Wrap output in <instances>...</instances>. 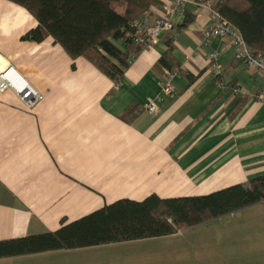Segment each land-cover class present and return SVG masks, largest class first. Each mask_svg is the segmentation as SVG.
I'll return each instance as SVG.
<instances>
[{
  "label": "crops",
  "instance_id": "0c3cea01",
  "mask_svg": "<svg viewBox=\"0 0 264 264\" xmlns=\"http://www.w3.org/2000/svg\"><path fill=\"white\" fill-rule=\"evenodd\" d=\"M174 1L156 0L151 17L175 10ZM169 19L177 33H161L150 51L140 50L116 84L87 60L72 61L51 38L22 41L37 22L0 0L9 78L44 96L27 112L15 94L0 93V241L56 232L120 200L206 196L264 175V105L255 100L263 75L237 59L241 48L231 39L206 38L211 15L190 0ZM211 54L221 65L218 80ZM172 69L179 70L174 96L161 98ZM150 102L155 115L146 112ZM98 247L0 264L39 256L61 262Z\"/></svg>",
  "mask_w": 264,
  "mask_h": 264
},
{
  "label": "trees",
  "instance_id": "16d2710c",
  "mask_svg": "<svg viewBox=\"0 0 264 264\" xmlns=\"http://www.w3.org/2000/svg\"><path fill=\"white\" fill-rule=\"evenodd\" d=\"M7 1L25 9L37 22L22 41L40 44L51 38L72 61L87 60L116 84L140 52L134 42L133 23L151 15L150 8L156 3ZM213 9L238 33L254 57L264 56V0H216ZM186 23L188 20L184 26ZM169 59L167 54L159 64L165 66ZM131 111L125 112L123 120ZM259 204L264 206V175L206 196L161 199L151 195L142 202L120 200L56 232L0 241V259L166 237Z\"/></svg>",
  "mask_w": 264,
  "mask_h": 264
},
{
  "label": "rangeland",
  "instance_id": "374dc122",
  "mask_svg": "<svg viewBox=\"0 0 264 264\" xmlns=\"http://www.w3.org/2000/svg\"><path fill=\"white\" fill-rule=\"evenodd\" d=\"M6 66L7 63L0 56V71ZM34 90L41 100L33 105L12 90L5 91L15 94L25 110L31 112L44 100V96ZM29 263L264 264V207L255 205L166 237L99 246L67 255L61 262L39 256L26 261V264Z\"/></svg>",
  "mask_w": 264,
  "mask_h": 264
},
{
  "label": "built area",
  "instance_id": "2783aa9c",
  "mask_svg": "<svg viewBox=\"0 0 264 264\" xmlns=\"http://www.w3.org/2000/svg\"><path fill=\"white\" fill-rule=\"evenodd\" d=\"M187 0H175V10L172 7H165L164 10L156 17L152 18L151 15L146 14L133 23L135 30L134 42L140 46L141 51H150L157 43L158 36L164 32H171L176 34V29L172 26L169 16L177 9L183 7ZM196 7L208 11L211 15V25L206 32V38H229L233 43L241 48L238 55V60L245 62L249 67L261 73L264 77V56L254 57L246 48L241 37L236 31H234L229 24L221 18L220 14L213 9V4L216 0H190ZM209 69L213 72L214 78L220 74L221 65L218 62L217 56L211 54L208 59ZM4 74L0 77H6L10 72L9 67L1 69ZM179 71L166 73L165 80L161 84V98H171L174 96V87L172 85V79L178 75ZM9 82V78H6ZM7 82H0V91L7 89L12 90L15 94L20 95L22 100L28 102L29 105L41 100V96L35 92V90L18 79H11L10 84ZM7 83V84H6ZM233 94L237 97L243 96L239 89L232 90ZM255 100L264 105V88L255 96ZM146 112L149 115H155L157 113V107L155 102H150L146 106Z\"/></svg>",
  "mask_w": 264,
  "mask_h": 264
},
{
  "label": "bare ground",
  "instance_id": "6f19581e",
  "mask_svg": "<svg viewBox=\"0 0 264 264\" xmlns=\"http://www.w3.org/2000/svg\"><path fill=\"white\" fill-rule=\"evenodd\" d=\"M0 74L3 75L4 73L1 72ZM9 76H10V72L6 75V77H0V82H2V83L7 82V79H6V78H9ZM8 80H9V82H7V83L10 84L11 79L9 78ZM7 83H6V84H7ZM11 83H12V82H11Z\"/></svg>",
  "mask_w": 264,
  "mask_h": 264
}]
</instances>
